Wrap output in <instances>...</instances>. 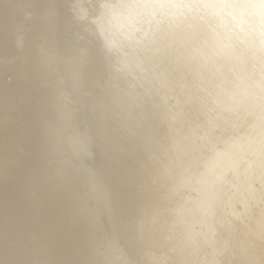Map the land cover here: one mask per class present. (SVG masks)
I'll use <instances>...</instances> for the list:
<instances>
[{
    "label": "bare ground",
    "instance_id": "obj_1",
    "mask_svg": "<svg viewBox=\"0 0 264 264\" xmlns=\"http://www.w3.org/2000/svg\"><path fill=\"white\" fill-rule=\"evenodd\" d=\"M1 51L0 264H264V0H0Z\"/></svg>",
    "mask_w": 264,
    "mask_h": 264
},
{
    "label": "water",
    "instance_id": "obj_2",
    "mask_svg": "<svg viewBox=\"0 0 264 264\" xmlns=\"http://www.w3.org/2000/svg\"><path fill=\"white\" fill-rule=\"evenodd\" d=\"M5 54H8V53H4L3 51L0 52V55H2L4 57L7 56ZM15 56H16V59H17L18 62H16V64H15V68L13 70L14 71L13 76H11V74H9V75L7 74L6 77L9 78V80H10L11 77L12 78H15V79L18 78L19 77V74H20V76L23 77V76H25V73H27V71H28V74L31 73V72H29L30 71V65H31V62H32V58H33V57L31 58V54L22 53L20 55H14V59H15ZM12 61L10 62V59L8 60V62H10V64L12 63ZM7 63L6 62L4 64L0 63L2 66L5 65L4 66V69H7L5 71L11 70V65L12 64L9 67H7ZM1 69L2 68L0 66V70ZM3 73H6V72H3ZM3 73H2V76L4 75ZM9 73H10V71H9ZM0 78H1V73H0ZM0 81H1V79H0ZM12 82L13 81H11V84H12ZM3 85H4V83H2V84L0 83V91L5 88V87H3ZM1 94H0V97H2L3 94L7 95L8 93L7 92L6 93L3 92V94L2 95ZM22 113H25V111L22 112ZM0 115H1L0 118H2L0 120V129L1 128L3 129L4 127L6 128L7 127L6 125H11V126L8 127L9 132H7V137H9V139H10V140L8 139L9 142L12 140L13 136L18 135V139H16L14 142L12 140L13 147H14L13 150L14 151H21V150L23 151L25 149V144H26V132H25V130L27 129V123L26 122H23L22 119L21 120L18 119L19 116H17V122L15 123L14 121L13 122L11 121V118L10 119H7V121L4 120L2 113H0ZM25 115H26V113H25ZM33 116H34L33 114H30L27 117H29V118L32 119ZM7 118H9V116H7ZM3 121H5V123H2ZM82 129H83V126L80 128V131H82ZM83 132H84V130H83ZM21 137H24V138H21ZM26 150L27 149H25V152H26Z\"/></svg>",
    "mask_w": 264,
    "mask_h": 264
}]
</instances>
